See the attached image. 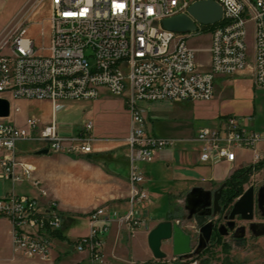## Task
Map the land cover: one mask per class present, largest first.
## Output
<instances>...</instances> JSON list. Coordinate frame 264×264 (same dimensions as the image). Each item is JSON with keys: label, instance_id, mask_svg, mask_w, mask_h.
Masks as SVG:
<instances>
[{"label": "built area", "instance_id": "2783aa9c", "mask_svg": "<svg viewBox=\"0 0 264 264\" xmlns=\"http://www.w3.org/2000/svg\"><path fill=\"white\" fill-rule=\"evenodd\" d=\"M197 0H52L51 35L48 47L37 48L26 29L0 32V98L49 100L55 109L59 100L93 101L105 89L122 98L129 113V208L124 214L97 208L89 214V232L76 241L77 251L93 259L103 253L104 236L114 222L131 235L147 227L144 207L150 200L138 163H151L176 140L160 137L149 129L148 105L161 102L209 101L219 78H233L250 69L256 89L264 90V0H215L223 10L221 21L197 31L176 33L163 21L188 14ZM253 28L252 55L248 27ZM211 27L209 69H204L192 35ZM47 51V54L43 53ZM93 61V62H91ZM20 108L16 107L15 112ZM0 118L1 177L42 182L34 167L18 159L20 143L35 142L51 153L81 156L94 152L102 139L92 133L94 124L84 123L82 132L62 135L55 120L41 127L38 119L24 126ZM254 117L228 116L215 127L200 128V160L234 165L240 151L250 152V163L235 170L250 182L264 169V135L250 128ZM20 169V171H18ZM233 175V176H234ZM0 216L12 222L14 256L27 260L50 258L56 234L62 231L55 204L45 208L36 197L8 193L0 197ZM168 264H198L192 260Z\"/></svg>", "mask_w": 264, "mask_h": 264}, {"label": "rangeland", "instance_id": "374dc122", "mask_svg": "<svg viewBox=\"0 0 264 264\" xmlns=\"http://www.w3.org/2000/svg\"><path fill=\"white\" fill-rule=\"evenodd\" d=\"M51 14L52 0H0V32L4 30L10 32L17 28L26 29V36L34 40L37 48H42L43 46L48 47L51 35ZM211 31L212 28L207 27L200 31L198 35H192L188 39V44L199 50L197 52L198 61L200 64L204 65V69L206 70L209 69L208 64L210 62V54L206 50L211 45ZM248 32V42L252 55V25H249ZM43 53L47 54V51ZM10 104V116L5 118L4 121H12L18 126H24L27 118L34 117L38 119L41 127L55 120L59 132L65 136L71 134L76 135L82 132L84 123L88 121L94 124L92 134L104 140L119 139L129 132V113L124 105L123 99L109 94L105 89L101 90L100 97L97 100H59L56 103L55 109L52 106V102L49 100L10 99ZM16 107L20 108L18 113L15 112ZM228 116L254 117L255 119L250 128L264 135V90L254 87L250 69L233 78H219L215 84V95L209 101L161 102L157 104L153 110H148V123L149 128L157 136L169 138L183 137L190 139L196 136L200 128L215 127L221 119H225ZM65 131L68 133H63ZM126 139L127 138L124 139V143L127 145ZM38 145L40 144L35 142H24L20 143L17 149L18 151H25V154H28L29 157L38 159L39 156H36L35 150H33ZM180 146L175 147L174 145L171 152L166 157L168 159L179 160L180 155H182L180 149L182 146ZM183 147L189 151V159H185L179 164H174L170 169L163 167L164 164L162 160L153 164L138 163L141 172L147 170L148 174L146 176L152 179L153 188L150 191L154 195L160 193L161 189L172 187V182H170V178L172 177H181L192 181L193 184H206L210 178L216 179L228 175L229 168L224 170L225 168L221 167L210 170L198 163V142L188 141L184 143ZM259 151L264 153V144L260 146ZM60 154L64 153L49 152V155L52 156L51 159L57 158ZM243 155L244 160L250 163L252 154L250 152H244ZM52 170H55V168ZM4 179L10 180L7 178ZM261 179L264 180V169L255 176V181ZM56 181L61 187L59 190L62 191L64 180L58 179ZM22 182H27L31 185L37 192V196H29L38 198L41 205L45 208H51L52 204H55L56 212L61 218V226L64 228L68 217L61 211L58 202L51 196L48 189L45 188L43 184L39 188H36L29 181ZM22 182L12 181L13 184ZM4 185L6 187V182L1 180L0 197L4 192V189H2ZM152 202L154 207L152 206L149 208L150 220L155 222L157 218L167 217L168 206L166 207V200H161L156 197ZM102 208L110 214L125 213L109 212L107 208ZM91 212L92 211L84 215L88 226L82 224L81 228L83 231L86 229H88V232L90 231L89 214ZM174 218L175 217L171 215L165 218L166 220L160 221L159 223L171 221ZM8 223L10 225L11 237V220L5 216H0V264H29L28 261H38V264H67L64 262L65 260H62V263H60L61 261L53 257L52 253L50 258L46 261L27 260L14 256L12 237L11 246L9 242ZM159 223H156L155 227H157ZM57 236L59 237V233L56 234V237ZM139 239L140 238L136 236L132 239L135 243L133 252L126 254V258L135 260L136 263L141 262L145 255V251ZM162 250L167 254V258L159 260L153 257L145 264H168L173 262L172 250L168 243L163 244ZM83 254L87 256L84 258L85 260L83 259L79 264H105L103 253L98 259H93L90 252H79L76 246L75 248H70L68 257L70 260H79ZM192 263H195V261H192ZM70 264L76 263L73 262ZM213 264L218 263L214 262Z\"/></svg>", "mask_w": 264, "mask_h": 264}, {"label": "crops", "instance_id": "0c3cea01", "mask_svg": "<svg viewBox=\"0 0 264 264\" xmlns=\"http://www.w3.org/2000/svg\"><path fill=\"white\" fill-rule=\"evenodd\" d=\"M157 104L159 103L157 102L148 105L149 110H153ZM63 133L68 132L65 131ZM128 135L129 132L127 135L119 139H102V141L96 142L94 145V152L90 153L96 155L91 159L87 158L89 154L77 156L76 159H73L70 154H60L55 159H51L52 156L48 154L41 155L38 159H34L29 157L28 154H25V151H18L17 149V152H19L17 153L18 159L23 162H27L34 167V176L42 182L45 188L48 189L51 196L58 202L61 211L64 212L66 217H68L64 228L59 232V237L57 236L54 240V247L52 250V256L58 258L61 261L60 263H62V260H65L64 262L67 264L73 262L79 264L84 258H86L87 255L85 254H83L79 260H70L68 257L70 248H75L76 241L88 233V229L83 231L81 228L82 224L88 226L84 215L90 211L102 207L107 208L109 212L124 213L128 210L130 196V165L128 155L130 150L126 143H124V139L127 138ZM195 137L196 136L190 139L183 137H172L176 140L175 147L180 145L182 146H180L182 151V155H180L179 159L180 161L177 159H168L166 157L171 152V147L159 152L153 162L146 164H153L159 160H162L164 164L163 167L170 169L174 164H179L183 160L189 159V151L184 148L183 145L188 141H195ZM41 149L42 146H36L33 149L35 150V155ZM244 152L245 151L238 152L237 161L234 163V165L228 163L212 164L209 162L204 163L200 160V148L198 147L197 156L198 163H200V165H203L205 168L210 170L221 167H224V170L229 168V173L227 176L216 179L210 178L206 184H209L213 181L219 182L233 176L235 170L240 169V167L247 163L244 160ZM54 168L55 170H52ZM18 171H20V169H18ZM142 174L145 178V183L143 186L150 195V200L148 203H146L143 209L145 218L147 220V227L139 229L134 233V235H131L125 226H121L117 222L110 224L109 230L105 233L103 238V255L105 264H145L147 261H150L153 258V254L148 245L149 232L155 227L156 223L166 220L165 218L168 216L172 215L178 218L179 214L181 215L184 208L186 193L189 191V189H191L192 186L198 185L193 184L192 181L181 177H172L170 178V182H172L173 186L170 188L161 189L160 193H156L154 195L150 191L153 188L152 179L146 176L148 174L147 170H143ZM58 179L64 180L62 191L59 190L61 187L56 181ZM1 180L6 182V187L5 185L2 186V189H4L2 196L11 192L16 194L37 196V192L27 182L13 184L11 180H6L1 177L0 172V181ZM156 197L161 200H166L168 213L167 217L157 218L155 222H152L149 218V208L152 206L154 207L152 200ZM181 217L182 216L179 218ZM181 221L183 224H185V219L182 218ZM8 234L11 246L9 223ZM135 236L140 238L139 241L141 242V245L145 251L144 258L139 263H136L135 260L126 258V254L133 252L135 243L132 239ZM263 249L264 248L262 247L252 249L237 248L233 249V251L227 254V256L229 255L230 257H234L241 264H246L249 262H251L249 264H255L256 262L264 260L260 259ZM227 256L226 254L223 255V257ZM28 262L29 264H38V261Z\"/></svg>", "mask_w": 264, "mask_h": 264}, {"label": "flooded vegetation", "instance_id": "af4514ba", "mask_svg": "<svg viewBox=\"0 0 264 264\" xmlns=\"http://www.w3.org/2000/svg\"><path fill=\"white\" fill-rule=\"evenodd\" d=\"M195 187L211 191L213 194L221 189L218 192L220 194V197H218L219 208L217 209L214 206V195H212V204L210 206H202L205 200L200 198L199 195L188 196ZM249 188L254 190L255 199L261 194V199L264 201V180L262 179L250 182L246 177L231 176L219 182L213 181L209 184L194 185L189 189L185 195L184 208L181 215L179 214V217H182H175L171 221L178 223L191 237L192 253L196 251L201 243V228L207 223H213L214 226L212 228L211 238L206 243V247L187 261H196L198 264H213L214 262L218 264H241L234 257L227 256V254L237 248H264V202L259 206L256 200L254 205V220L252 223H255L257 226L250 228V223L241 221L239 217L235 219L236 227H246L243 238H234L233 232H229L226 236L220 233L221 231H227L226 225L228 217L231 214L232 206ZM216 210L218 214L214 216L213 213ZM182 218L185 219V224L182 223ZM239 233H242V231L240 230ZM169 247L172 250L171 243ZM225 254L227 257H223ZM172 257L174 258L173 255ZM176 259L177 262L182 261L178 257ZM260 259H264V249ZM255 264H264V260L256 262Z\"/></svg>", "mask_w": 264, "mask_h": 264}, {"label": "water", "instance_id": "95a60500", "mask_svg": "<svg viewBox=\"0 0 264 264\" xmlns=\"http://www.w3.org/2000/svg\"><path fill=\"white\" fill-rule=\"evenodd\" d=\"M223 16L222 7L215 0H197L188 9V14H181L163 21V27L169 31L176 33H192L197 31L194 20L202 25L210 26L221 21ZM194 19V20H193ZM11 104L6 98H0V118H8L10 116ZM48 149H41L36 155H48ZM73 159L77 156L70 155ZM221 191V189L219 190ZM218 191V192H219ZM204 190L200 187H195L188 195H199L204 201L202 206H210L212 204L211 198L214 195V206L218 209V197L220 194ZM257 200L258 205H262L264 201L261 199V194L255 199L254 190L249 188L232 206L231 214L228 217L227 231L222 232L221 235L226 236L229 232H233L234 238H243L245 228L244 226L236 227L235 219L250 223L249 227L257 226L252 223L254 220V205ZM217 210L213 213L216 216ZM213 223H207L201 228L202 239L199 247L192 253L191 237L182 229L178 223L172 221L161 222L148 235V245L155 259H165L167 254L163 252L162 246L164 243L172 244V255L182 260H189L194 255L198 254L206 243L209 242L212 234ZM242 233H239V231Z\"/></svg>", "mask_w": 264, "mask_h": 264}, {"label": "trees", "instance_id": "16d2710c", "mask_svg": "<svg viewBox=\"0 0 264 264\" xmlns=\"http://www.w3.org/2000/svg\"><path fill=\"white\" fill-rule=\"evenodd\" d=\"M95 155H96V154H89V155L87 156V158H88V159H91V158H93ZM234 176H242V177H246V178H248L247 176H243L241 173H237V174H235Z\"/></svg>", "mask_w": 264, "mask_h": 264}]
</instances>
